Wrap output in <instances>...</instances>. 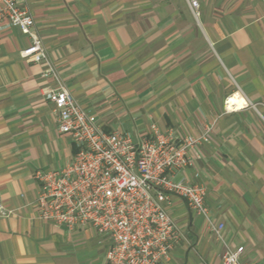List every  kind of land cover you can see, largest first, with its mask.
<instances>
[{
    "label": "crops",
    "instance_id": "crops-1",
    "mask_svg": "<svg viewBox=\"0 0 264 264\" xmlns=\"http://www.w3.org/2000/svg\"><path fill=\"white\" fill-rule=\"evenodd\" d=\"M17 1L103 131L183 137L214 125L195 168L174 179L206 187L223 240L173 196L183 238L164 264H223L225 245L244 247L242 264H264V0H198L199 16L188 0ZM28 44L9 23L0 29V205L14 212L0 215V264H106L107 238L44 222L34 206L36 172L65 167L77 146L45 98L51 80L21 55ZM238 95L257 109L225 113Z\"/></svg>",
    "mask_w": 264,
    "mask_h": 264
},
{
    "label": "built area",
    "instance_id": "built-area-1",
    "mask_svg": "<svg viewBox=\"0 0 264 264\" xmlns=\"http://www.w3.org/2000/svg\"><path fill=\"white\" fill-rule=\"evenodd\" d=\"M188 2L199 16L198 0ZM6 22L29 39L21 55L41 65L42 78L51 80L45 98L54 107L60 132L70 135L77 146L65 167L36 172L39 190L34 206L39 218L71 232L92 227L110 242L106 264H164L183 238L166 207L176 196L194 214L204 216L209 231L223 240L225 226L211 216L206 187L174 179L195 168L192 152L210 143L214 125L183 137L165 135L156 126L150 137L105 132L72 96L35 30L32 13L17 0H0V29ZM238 101H243L242 107ZM249 105L257 109L243 95L229 96L224 111L237 112ZM13 213L0 205L1 216ZM243 253L244 247L225 245L223 264H242Z\"/></svg>",
    "mask_w": 264,
    "mask_h": 264
},
{
    "label": "rangeland",
    "instance_id": "rangeland-1",
    "mask_svg": "<svg viewBox=\"0 0 264 264\" xmlns=\"http://www.w3.org/2000/svg\"><path fill=\"white\" fill-rule=\"evenodd\" d=\"M199 2V1H198ZM200 4V3H199Z\"/></svg>",
    "mask_w": 264,
    "mask_h": 264
},
{
    "label": "bare ground",
    "instance_id": "bare-ground-1",
    "mask_svg": "<svg viewBox=\"0 0 264 264\" xmlns=\"http://www.w3.org/2000/svg\"><path fill=\"white\" fill-rule=\"evenodd\" d=\"M234 102V101H233Z\"/></svg>",
    "mask_w": 264,
    "mask_h": 264
}]
</instances>
